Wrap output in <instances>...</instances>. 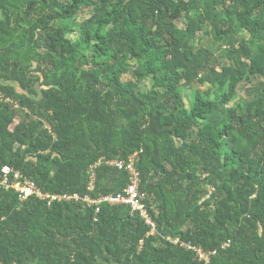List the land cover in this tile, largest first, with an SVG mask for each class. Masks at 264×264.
Returning <instances> with one entry per match:
<instances>
[{
    "label": "trees",
    "instance_id": "1",
    "mask_svg": "<svg viewBox=\"0 0 264 264\" xmlns=\"http://www.w3.org/2000/svg\"><path fill=\"white\" fill-rule=\"evenodd\" d=\"M262 10L264 0H0V92L28 110L0 101V167L43 192L98 197L128 182L104 160L136 153L154 222L151 233L124 204L95 212L0 189V264H201L167 237L215 251L209 264H264Z\"/></svg>",
    "mask_w": 264,
    "mask_h": 264
},
{
    "label": "built area",
    "instance_id": "2",
    "mask_svg": "<svg viewBox=\"0 0 264 264\" xmlns=\"http://www.w3.org/2000/svg\"><path fill=\"white\" fill-rule=\"evenodd\" d=\"M0 101L7 104L11 109H22L24 112L28 110L19 105L18 101L0 92ZM34 119H36L34 117ZM44 127L52 132L49 124L44 122ZM54 136V134H53ZM136 153L129 156L127 159H108L104 160V163L108 166L115 167L120 170H124L127 173L128 182L122 191L115 194H102L98 197H92L89 194L83 196L76 192L68 193H48L43 192L36 183L24 176L20 170L15 169L10 165H3L0 167V189L13 190L16 193L18 201L22 202L27 198L33 197L35 199L44 201L47 206L54 202H73L81 203L84 206H94L95 212L99 211L100 203H107L109 205H127L131 212H136L146 224L151 227V233L154 230V222L151 220L147 207L143 201L146 197L139 189L140 176L139 171L135 165ZM101 161L95 162L89 169V181L87 189L92 191L94 188L95 180V167L99 165ZM167 239L173 244H177L185 250L192 251L194 256L201 264L210 263V255L215 251H205L201 247L191 244L190 242L181 241L179 238L167 237ZM226 245V244H224ZM222 245V246H224Z\"/></svg>",
    "mask_w": 264,
    "mask_h": 264
},
{
    "label": "rangeland",
    "instance_id": "3",
    "mask_svg": "<svg viewBox=\"0 0 264 264\" xmlns=\"http://www.w3.org/2000/svg\"><path fill=\"white\" fill-rule=\"evenodd\" d=\"M189 1H191V0H189ZM260 17H264V10L261 11ZM196 41H197V40H195V42H196ZM201 43L208 44V41H206V39L204 38V39L201 41ZM148 84H149L148 81H143V82L141 83V87L145 89L146 86H147ZM207 86H208V85L205 84V85H203V87H201V88H202V89H205ZM191 93H192V89H190V88H183V89H182V94H183V96H184V100H185L186 103L189 102V100H190V98H191ZM243 96H244V92H243V90H242V89H239V90H238V95L236 96V98L234 99V101L241 100V99L243 98ZM234 101H233V102H234Z\"/></svg>",
    "mask_w": 264,
    "mask_h": 264
}]
</instances>
